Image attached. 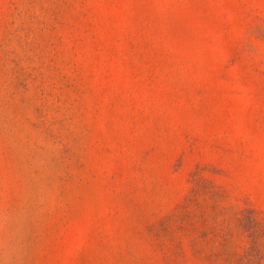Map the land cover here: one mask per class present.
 I'll return each mask as SVG.
<instances>
[{
    "label": "rangeland",
    "instance_id": "1",
    "mask_svg": "<svg viewBox=\"0 0 264 264\" xmlns=\"http://www.w3.org/2000/svg\"><path fill=\"white\" fill-rule=\"evenodd\" d=\"M0 264H264V0H0Z\"/></svg>",
    "mask_w": 264,
    "mask_h": 264
}]
</instances>
